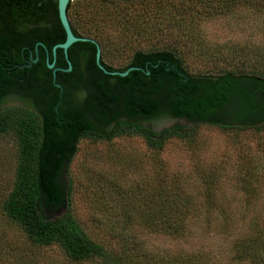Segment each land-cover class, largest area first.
<instances>
[{
  "label": "trees",
  "instance_id": "obj_1",
  "mask_svg": "<svg viewBox=\"0 0 264 264\" xmlns=\"http://www.w3.org/2000/svg\"><path fill=\"white\" fill-rule=\"evenodd\" d=\"M140 1H148L150 14L171 22L221 16L240 7L264 16V0ZM70 2L66 7L70 27L82 36L69 18ZM189 31L181 24L172 27L173 44L135 49L123 68L111 67L101 58L109 69L139 67L125 76L109 75L97 66L94 43L73 42L67 49L71 70L56 71L60 98L41 45L39 62L20 67L28 58L26 48L41 42L51 62L53 45L64 41L57 0H0V132L12 129L18 139L13 183L0 199V223L14 231L9 235L0 228L12 263L50 264L42 255L57 246L63 264H222L211 248L182 246L198 231L193 223L205 230L218 221L216 228L230 243L229 264H264V197L249 183L254 179L245 174L240 179L245 210L232 213L218 203L215 170L199 175L201 191L196 195L187 191V179L169 171L160 159L169 142H185L199 124L264 136V54L255 53L259 58L250 64L239 57L238 64L218 74H192L184 67L189 49L180 47ZM93 39L103 49L102 39ZM76 47L89 49H72ZM55 65L68 67L61 48L56 49ZM10 96L24 104L1 107ZM233 103L238 108L231 115L228 108ZM164 117L184 118L193 126L155 129L148 124ZM127 135L143 139L149 172L127 187L110 181L93 198L89 218L82 220L75 211V183L68 174L80 139L111 142ZM143 233L165 235L178 244L173 249L150 247Z\"/></svg>",
  "mask_w": 264,
  "mask_h": 264
},
{
  "label": "rangeland",
  "instance_id": "obj_2",
  "mask_svg": "<svg viewBox=\"0 0 264 264\" xmlns=\"http://www.w3.org/2000/svg\"><path fill=\"white\" fill-rule=\"evenodd\" d=\"M147 3L140 0H71L69 18L82 36L102 39L101 58L114 68L126 66L135 49H155L173 44L174 39L169 32L179 24L185 30L191 29L189 35H185L189 38L182 36L180 47L189 49L184 67L192 74H218L221 69L233 68L240 60L246 64L256 61L255 57L258 56L255 53L260 56L264 54V16L246 7L236 8L221 16H201L197 20L171 22L150 14L145 6ZM23 104L17 97L10 96L1 107ZM237 108L238 105L233 103L228 112L233 115L232 111ZM148 124L155 129L193 126L185 119L170 117ZM17 155L18 139L15 132L12 129L1 131L0 199L12 186ZM147 155L145 143L137 135L115 137L111 142L81 138L68 170L75 183L74 206L79 217L82 220L89 218L90 210L94 209L93 198L101 195L110 181L127 187L140 180L142 174L148 173L151 161ZM160 159L169 171L178 172L180 177L186 178L187 191L196 195L201 191L199 175L215 170L219 181L218 203L232 213L245 210L244 191L239 187L244 174L250 180L254 179L249 183L257 187L264 197V188L259 189L260 183H264V136L260 133L234 129L224 131L209 124H199L196 133L185 142H169L160 153ZM218 223L215 221L208 225L206 231L204 225L200 227L201 230L197 227L199 223H193L192 228L198 231L188 244L183 243L182 246L211 248L218 253L222 264H229L226 258L230 255V243L216 228ZM0 228L2 232L13 235L11 226L0 223ZM141 237L145 245L158 249H173L177 243L161 234L143 233ZM6 243L0 237V264H14L12 257L6 255L10 250V246H5ZM43 256L50 264H63L65 261L57 246L46 250Z\"/></svg>",
  "mask_w": 264,
  "mask_h": 264
},
{
  "label": "water",
  "instance_id": "obj_3",
  "mask_svg": "<svg viewBox=\"0 0 264 264\" xmlns=\"http://www.w3.org/2000/svg\"><path fill=\"white\" fill-rule=\"evenodd\" d=\"M70 0H57V8H58V16H59V20L63 26V29L65 31V39L63 42L57 43L55 45H53L52 47V55H53V59L50 62L49 61V53L48 50H46L47 52V56H46V65L48 68L52 69V82L54 84V86L59 88V97L61 98L62 96V85L58 82H56V71L57 70H61V71H69L72 67L71 61L68 58V53H67V48L76 41H90L92 43L95 44L96 47V52H95V62L97 64V66L104 71V73H107L109 75H119V76H125L129 70H133V69H138L139 67L136 66H130L129 68L125 69V70H118V69H109L107 68L102 62H101V50H100V45L99 43L90 37H85V36H78L76 34H74V32L72 31L71 27H70V23L67 17V13H66V7L67 4ZM37 45H41L42 47L46 48V46L44 44H42L41 42H37V44L35 45V48H37ZM57 48H61L63 50L66 62L68 64V67L66 68H58V67H54V61H55V55H56V49ZM30 51V59L26 60V63L22 66H30V61L31 62H35L36 58H32V54H31V50L28 49ZM35 51H37V49H35Z\"/></svg>",
  "mask_w": 264,
  "mask_h": 264
},
{
  "label": "flooded vegetation",
  "instance_id": "obj_4",
  "mask_svg": "<svg viewBox=\"0 0 264 264\" xmlns=\"http://www.w3.org/2000/svg\"><path fill=\"white\" fill-rule=\"evenodd\" d=\"M27 50L30 49L31 50V54H32V58H36V61L35 62H31L30 61V66L26 67V66H22L26 63V60H29L30 59V51L28 50V58H24V61L22 62V64L20 65L21 69H24V68H31L33 64H37L40 60V57H39V54H38V46L37 48H35V46L32 48V47H29V48H26ZM35 49H37V51H35ZM41 49H48L47 47L44 48L42 47ZM68 49V48H67ZM72 49H89L88 47H76V48H72ZM101 50V49H100ZM35 55V57H34ZM46 56H47V52L45 54V58H44V62L46 63ZM56 57V55H55ZM101 58V57H100ZM102 62V61H101ZM54 67H58V68H63V67H60L59 65H55V61H54ZM48 68V67H47ZM48 69H51V68H48ZM71 70V69H70ZM67 72V71H66ZM39 80H43L42 77H39ZM57 82V81H56ZM53 83V82H52ZM59 83V82H58ZM22 101V100H21ZM184 119V118H183ZM132 121H135V118H131ZM186 120V119H185ZM188 121V120H187Z\"/></svg>",
  "mask_w": 264,
  "mask_h": 264
}]
</instances>
